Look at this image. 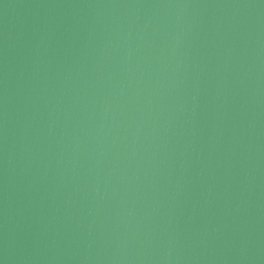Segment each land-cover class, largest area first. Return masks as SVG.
Segmentation results:
<instances>
[{"label": "water", "instance_id": "water-1", "mask_svg": "<svg viewBox=\"0 0 264 264\" xmlns=\"http://www.w3.org/2000/svg\"><path fill=\"white\" fill-rule=\"evenodd\" d=\"M0 264H264V0H0Z\"/></svg>", "mask_w": 264, "mask_h": 264}]
</instances>
